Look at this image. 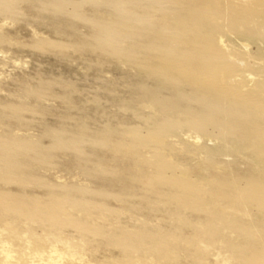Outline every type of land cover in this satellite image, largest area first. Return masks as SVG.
I'll use <instances>...</instances> for the list:
<instances>
[{
    "label": "bare ground",
    "instance_id": "bare-ground-1",
    "mask_svg": "<svg viewBox=\"0 0 264 264\" xmlns=\"http://www.w3.org/2000/svg\"><path fill=\"white\" fill-rule=\"evenodd\" d=\"M16 2L0 0V13L16 15ZM152 3L159 6L154 14L147 12L149 7L143 1L138 4L132 0H48L40 3L39 10L88 24L93 29L90 47L122 66L137 69L152 83L151 87L139 89L143 108L161 115L162 120L146 133L138 127L132 131L144 146L155 147L147 160L153 170L130 179L155 189L167 204H175L180 214L176 223H190L185 216L195 213L207 215L208 225L198 226L200 234L191 240L177 234L158 237L144 233L137 235V242H131L132 232L120 227L114 230L110 223V217L121 207L80 198L72 191L102 198L111 197L112 192L71 183L51 184L33 168L25 171L27 162L48 165L57 151L72 150L84 157V136L70 137L65 131L55 130L50 145L40 147L12 133L0 134V264H57L64 259L83 262L86 242L49 230L46 222L103 235L130 255L121 260L109 258V264H143L131 258L141 249L147 252L146 257L150 256L148 264H170V257L176 255L172 249L178 246L185 247L194 264H206L218 231L224 233L239 226L234 209L255 207L254 200L261 199L264 188L258 185L259 180L253 181L255 186H248L247 178L225 165L219 152L239 159L246 156L259 165L264 180V79L256 77L258 71L255 73V65L264 59V0ZM136 4H142L147 11L134 10ZM88 5L94 8L91 14L85 11ZM101 7L108 11L103 13ZM6 41L13 45L0 33V45ZM15 43L35 50L46 47L67 51L71 46L38 33L30 41ZM162 89L168 90V95L162 94ZM0 107L9 116L28 109L22 103ZM242 129L245 134H241ZM181 135L193 144L194 166L176 162L167 152L168 138ZM213 136L225 143L210 147L203 141ZM93 142L119 150L124 146L112 143L107 136L96 137ZM31 184L48 190L49 198L37 201L26 191ZM139 197L149 199L145 195ZM221 198L228 199L231 205ZM251 260L250 264H264V255ZM216 263L228 264L218 260Z\"/></svg>",
    "mask_w": 264,
    "mask_h": 264
},
{
    "label": "rangeland",
    "instance_id": "rangeland-1",
    "mask_svg": "<svg viewBox=\"0 0 264 264\" xmlns=\"http://www.w3.org/2000/svg\"><path fill=\"white\" fill-rule=\"evenodd\" d=\"M42 1L48 0H17L16 15L0 13V33L5 34L7 40L9 38L13 41V45H9L7 41L0 45L3 51L0 52V106L22 103L28 107L11 116L0 107V134L12 133L18 138L35 142L40 147L50 145L55 130L65 131L70 137L84 136V157L72 150L57 151L48 165L27 162L25 171L33 170L51 184L71 183L112 192L111 197L102 198L92 193L72 191L80 198L121 207L122 210L110 217V223L114 224V230L120 227L132 232L131 242H137V235L144 233L158 237L177 234L188 240L198 238L200 231L197 227L208 225L207 215L189 213L185 219L190 223L178 224L176 219L180 214L176 211L175 204H167L166 198L157 194L155 189L130 179L153 170L147 160L153 156L155 147L144 146L139 136L132 131L134 127H138L146 133L162 120L161 115L143 108L145 103L141 100L139 89L145 85L151 87L152 83L137 69L122 66L107 54L90 47L93 29L88 24L41 13L39 9ZM140 1L149 8L147 11L141 7L142 4H136L134 10L139 13L147 11L154 14L155 9L159 8L152 3L153 0H132L138 4ZM176 7L180 8L178 5ZM92 9L94 8L90 5L85 7L89 14L93 13ZM99 10L103 13L108 11L105 7ZM34 33L65 41L71 46L67 51L46 47L35 50L19 47L15 43L16 40L30 41ZM73 43L82 46L77 47ZM259 62L255 65V73L258 71L256 77L264 79V59ZM162 91V94L168 95V90ZM240 132L245 134L246 130L242 129ZM99 136H107L112 143L124 146L120 150L110 144L98 146L93 139ZM180 137L168 138L167 152L176 162L194 166L196 158L192 153L193 144L187 137ZM222 138L223 135L220 136ZM203 141L210 147H220L221 143H225L215 139V136ZM171 144H174V148ZM219 155L225 165L247 178L248 186H255L253 181L259 180L258 185L264 188L263 172L259 165L249 161L246 156L239 159L230 154L224 155L223 151ZM16 188L18 187H13ZM58 190L59 188L55 189ZM167 190L169 191L168 188ZM26 191L37 201H45L50 195L48 190L34 184L27 186ZM261 191V199L254 200L255 207L245 209L237 206L234 209V217L240 221L239 226L228 228L224 233L218 231L206 264H217V260L228 264H250L252 257H258L262 253L264 255V189ZM141 195L148 196L149 199L143 200L139 197ZM220 200L230 204L228 199ZM83 220L90 221L86 218ZM44 225L51 231L61 232L87 244L83 262L64 259L57 264H90L89 261L93 264H109V258L121 260L123 257H130L120 247L110 244L109 239L103 235L85 230L82 232L69 225H53L51 222ZM172 250L176 255L170 257V264H194L185 247L178 246ZM146 253L141 249L131 255V258L148 264L150 256L146 257Z\"/></svg>",
    "mask_w": 264,
    "mask_h": 264
}]
</instances>
